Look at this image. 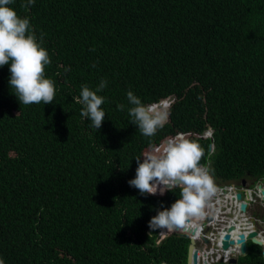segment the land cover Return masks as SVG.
I'll return each mask as SVG.
<instances>
[{
	"label": "trees",
	"instance_id": "trees-1",
	"mask_svg": "<svg viewBox=\"0 0 264 264\" xmlns=\"http://www.w3.org/2000/svg\"><path fill=\"white\" fill-rule=\"evenodd\" d=\"M12 0L50 58L53 103L24 105L0 67V259L4 264H186L189 238L157 243L149 221L179 193L129 185L136 159L181 133L218 183L264 180V0ZM100 129L81 117L95 91ZM131 91L152 104L175 94L154 136L131 123ZM123 105V110L118 108ZM161 185L158 186V189ZM247 242L236 264H264ZM231 264V263H216Z\"/></svg>",
	"mask_w": 264,
	"mask_h": 264
},
{
	"label": "clouds",
	"instance_id": "clouds-1",
	"mask_svg": "<svg viewBox=\"0 0 264 264\" xmlns=\"http://www.w3.org/2000/svg\"><path fill=\"white\" fill-rule=\"evenodd\" d=\"M11 3L12 0H0V67L9 65V88L15 90L14 95L19 103L51 104L56 89L54 82L45 78V66L51 62L49 54L31 32L29 19L18 16L17 12L8 6ZM33 3L34 0H27V4L22 7L27 9ZM105 86L106 82L102 81L93 91L87 85H83L79 96L72 98L76 104L83 106L81 117L90 120L97 130L101 128L105 117V112L101 108L104 97L97 93ZM127 99L132 105L129 109L131 123L136 125L144 136H154L157 129L163 127L169 120V112L166 121L167 112L158 111L152 106L158 102L145 106L131 91L127 93ZM118 108L123 110L124 106L118 105ZM180 133L169 136L168 138L172 139L162 150L156 147L147 149L142 156V162L140 158L136 159L138 167L135 178L128 181L130 186L137 188L141 194L149 198L172 195L174 190L180 192L169 208L158 210L157 215L149 221V228L158 230L156 242L159 243L174 233L186 235L189 242L190 236H195V245L204 251L201 252L203 262L205 260L209 263L208 259H212L216 264L220 263L218 259L222 251L227 258L228 255L234 256L232 252L221 249V238L232 225L234 226L232 231H236L234 238L240 233L247 236L250 230H256L257 236L253 237V243L264 248V202L261 201L259 189L256 187L259 181L264 184V180L252 182L245 179L246 186L234 181L218 183L210 172V159L206 158L204 162H199L203 151L197 142L189 140L191 135L210 138L211 150L208 148V153L212 154L215 148L212 128H207L202 134L182 133L187 134L188 139L178 135ZM159 185L161 186L158 189ZM245 189H249L251 195L247 210L242 212L239 209V213L226 211L225 217L215 215L216 207L220 208L223 205L228 207L229 197L237 202L239 208V202L243 200L244 194L241 200H238L235 194L236 191L243 192ZM252 203L258 205L256 212L255 209L250 210ZM252 213L256 214L257 224L248 221ZM162 228L167 229L163 238L160 236ZM189 228H195V234L189 233L187 231ZM202 236L208 237L209 242H204ZM232 238L233 236H230V239ZM237 246L234 244L232 247L237 250L235 255L239 253ZM203 253H208L209 256H204ZM221 263L228 262L224 260ZM0 264H4L2 259Z\"/></svg>",
	"mask_w": 264,
	"mask_h": 264
},
{
	"label": "water",
	"instance_id": "water-1",
	"mask_svg": "<svg viewBox=\"0 0 264 264\" xmlns=\"http://www.w3.org/2000/svg\"><path fill=\"white\" fill-rule=\"evenodd\" d=\"M176 96L175 94H171L168 97H166L164 100L158 102L157 104H154L152 106H154L158 111H166L167 112V119L168 120V109L170 104L175 100ZM178 135H183L186 139H188V135L187 134H178ZM177 136V135H176ZM175 136V137H176ZM173 137V138H175ZM172 139V138H164L163 141L156 147V148H160L161 150L163 149L164 146L167 145L168 141ZM155 148V149H156ZM209 150H211V145H209ZM147 151H144L142 153V156L144 153H146ZM143 159V157H142ZM241 185L242 186H246V180L242 179L241 181ZM256 187L259 189L260 195H261V201L264 202V184L262 183V181H259L256 184ZM244 194L243 200L242 199V195ZM236 198L238 200H241L239 202V209L244 212L245 210L248 209V205L251 201V195H250V190L249 189H245L243 192L238 190L236 191L235 194ZM256 214L252 213L251 216L249 217L248 221L251 222L252 224H257V219L255 218ZM232 229H234V226H229L227 228V233L224 234V236L221 238V249L222 250H226L227 252L230 251L234 254V256H230L228 255V258L224 256V252L222 251V254H220V257L218 259V261L221 263L224 260H227L228 263L231 264H236L237 262V256L239 255H245L246 251H247V241L249 240L253 243V237L257 236V231L256 230H250L246 236L245 233H240L239 235H237L236 238H234V236H236V231H232ZM166 228H162V231L160 233L161 238H163L166 234ZM189 233H193L195 234V228H189L187 230ZM230 236H233L232 239H230ZM202 239L204 240V242H209V238L202 236ZM234 244H237V249L239 248V253L235 255L236 251L235 248H232L234 246ZM257 245V244H256ZM259 246V245H258ZM261 254L264 258V248H262ZM204 256H209L208 253H203ZM198 255H197V249L195 247V236H190V242L188 245V255H187V261L186 264H198ZM204 264H209L207 261L204 260L203 262ZM162 264H166L165 262H163Z\"/></svg>",
	"mask_w": 264,
	"mask_h": 264
},
{
	"label": "built area",
	"instance_id": "built-area-1",
	"mask_svg": "<svg viewBox=\"0 0 264 264\" xmlns=\"http://www.w3.org/2000/svg\"><path fill=\"white\" fill-rule=\"evenodd\" d=\"M220 192H221V190H220ZM226 211H231L233 213H239V208H238L237 202L234 199L231 200V197H229V205H228V207L226 205H223V207H220V208L216 207L215 215L219 214V215H221V217H225V212Z\"/></svg>",
	"mask_w": 264,
	"mask_h": 264
},
{
	"label": "flooded vegetation",
	"instance_id": "flooded-vegetation-1",
	"mask_svg": "<svg viewBox=\"0 0 264 264\" xmlns=\"http://www.w3.org/2000/svg\"><path fill=\"white\" fill-rule=\"evenodd\" d=\"M256 211H257V209L254 210V212H256ZM188 245H189V243H188ZM195 247L197 249V255H198L197 260H198L199 264H204L203 263V258L201 257V252H204L203 249L200 246H197V245H195ZM187 255H188V249H187L186 259H187ZM208 261H209L210 264H215V262H213L212 259H208Z\"/></svg>",
	"mask_w": 264,
	"mask_h": 264
},
{
	"label": "crops",
	"instance_id": "crops-1",
	"mask_svg": "<svg viewBox=\"0 0 264 264\" xmlns=\"http://www.w3.org/2000/svg\"><path fill=\"white\" fill-rule=\"evenodd\" d=\"M254 209H258V205L256 203L250 204V210H254Z\"/></svg>",
	"mask_w": 264,
	"mask_h": 264
},
{
	"label": "rangeland",
	"instance_id": "rangeland-1",
	"mask_svg": "<svg viewBox=\"0 0 264 264\" xmlns=\"http://www.w3.org/2000/svg\"><path fill=\"white\" fill-rule=\"evenodd\" d=\"M264 182V181H263ZM262 212V211H261Z\"/></svg>",
	"mask_w": 264,
	"mask_h": 264
}]
</instances>
